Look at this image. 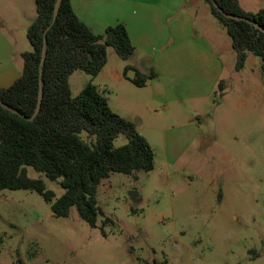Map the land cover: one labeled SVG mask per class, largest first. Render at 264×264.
I'll return each instance as SVG.
<instances>
[{
    "label": "rangeland",
    "instance_id": "374dc122",
    "mask_svg": "<svg viewBox=\"0 0 264 264\" xmlns=\"http://www.w3.org/2000/svg\"><path fill=\"white\" fill-rule=\"evenodd\" d=\"M242 1L254 11L264 7V0ZM193 4L200 15L212 18L203 28L218 50L220 76L212 65L197 70L199 59L190 55L195 50L187 42L167 44L175 55L155 62L153 69L168 90L162 98L150 87L129 81L116 85L83 70L69 78L73 96L89 83L113 85L105 92L109 104L147 138L155 153L154 169L113 172L102 180L98 200L104 214L98 227L84 221L75 207L67 217L55 216L51 202L35 190H0L2 264H264L261 59L250 52L244 68L237 70L226 29L217 25L204 0ZM36 14V0H0V31L20 72L22 53L33 49L27 30ZM200 45L204 51L210 48L205 41ZM107 51L108 68L134 66L113 46ZM128 74L138 75L134 68ZM82 135L87 138L86 132ZM126 142L121 134L114 144ZM28 171L31 177H44L55 199L64 193L59 181L33 167ZM107 216L113 221L104 235L101 224Z\"/></svg>",
    "mask_w": 264,
    "mask_h": 264
},
{
    "label": "trees",
    "instance_id": "16d2710c",
    "mask_svg": "<svg viewBox=\"0 0 264 264\" xmlns=\"http://www.w3.org/2000/svg\"><path fill=\"white\" fill-rule=\"evenodd\" d=\"M204 1L231 38L236 69L244 68L252 52L260 57L264 74V31L245 20L225 16L213 0ZM55 2L36 0L37 14L27 30L33 49L22 53L24 66L20 76L10 86L0 87V99L27 117L37 107L40 80L44 89L40 112L33 120L0 105V190H35L51 202L55 216L67 217L75 207L84 221L98 227L104 214L98 200L102 180L113 172L131 175L153 170L155 153L136 124L114 111L96 85L89 83L73 96L69 78L75 70L97 76L108 62V46H113L125 60L136 48L123 22L97 34L78 17L71 0L62 1L53 23ZM216 2L229 14L251 18L264 27V8L248 11L240 0ZM45 32L48 48L40 78ZM131 68L138 75L129 79L137 86H144L154 76L153 72L145 76L130 64L126 65L124 75ZM223 84L221 81L220 86ZM121 134L127 137V142L117 147L114 141ZM28 167L51 181H59L64 193L55 199L56 194L47 188L44 177H31ZM112 221L108 216L102 221L104 235L106 225Z\"/></svg>",
    "mask_w": 264,
    "mask_h": 264
},
{
    "label": "crops",
    "instance_id": "0c3cea01",
    "mask_svg": "<svg viewBox=\"0 0 264 264\" xmlns=\"http://www.w3.org/2000/svg\"><path fill=\"white\" fill-rule=\"evenodd\" d=\"M240 3L244 9L254 11L244 7L242 0ZM71 4L78 17L97 34H104L109 26L120 22L126 25L129 37L136 48L129 61L147 76L154 73V76L149 78L142 87H150L154 95L159 92L156 95L158 98H162L163 92L168 93V90L160 82L158 73L153 68L157 59L167 60L175 55V51L167 50V44L192 42L195 53L190 55L199 59L197 70H201V64L205 68L212 65V69L217 71L218 76L221 74L218 50L212 36L203 28L212 21V18L200 15L199 8L195 7L193 0H71ZM261 8L264 7H259ZM206 15L211 14L206 13ZM217 25L220 23L218 22ZM201 41L209 45L210 48L207 51L203 50ZM160 50L162 52L158 55ZM184 55L185 52L180 56ZM11 60L10 45L0 31V87L10 86L21 74L12 65ZM107 65L108 62L98 75L112 82L115 81L116 85L120 81L132 83L129 79L132 77L128 72L127 76L124 75L126 65L122 67L123 69L108 68ZM112 86L105 83L104 87L97 88L106 97V90ZM191 96L197 97L195 94Z\"/></svg>",
    "mask_w": 264,
    "mask_h": 264
},
{
    "label": "water",
    "instance_id": "95a60500",
    "mask_svg": "<svg viewBox=\"0 0 264 264\" xmlns=\"http://www.w3.org/2000/svg\"><path fill=\"white\" fill-rule=\"evenodd\" d=\"M62 1L63 0H56V2H55L54 15H53V23L55 22V20L58 17V13H59L60 6H61ZM213 2H214V5L217 7V9L219 11H221L225 16L231 17V18H234V19H238V20H240V19L245 20L248 23H251L254 26H256L258 29L264 31V27L262 25H260L258 22H256L255 20H252L251 18H248V17H241V16H238V15H231L228 12L224 11L219 6V4L216 2V0H213ZM105 38H107V35H105ZM47 48H48V39H47V32H45V34H44L43 48H42V57H41V62H40V78L42 77L43 66L45 64L46 57H47ZM43 95H44V89H43L42 81L40 80L38 104H37V107H36L34 113L30 117H27L26 115L22 114L18 109L12 107L11 105L7 104L6 102L2 101L1 99H0V105L3 108H5L6 110H9V111H11V112H13L15 114H18V115H20L23 118H27L29 120H33L38 115V113L40 112V109H41V106H42V101H43ZM131 194L133 196H136L138 193L136 191H132Z\"/></svg>",
    "mask_w": 264,
    "mask_h": 264
}]
</instances>
